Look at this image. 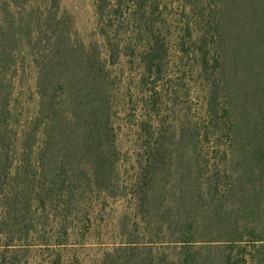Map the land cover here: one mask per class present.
Here are the masks:
<instances>
[{
    "label": "trees",
    "instance_id": "16d2710c",
    "mask_svg": "<svg viewBox=\"0 0 264 264\" xmlns=\"http://www.w3.org/2000/svg\"><path fill=\"white\" fill-rule=\"evenodd\" d=\"M93 7L1 0L0 264H264V0Z\"/></svg>",
    "mask_w": 264,
    "mask_h": 264
},
{
    "label": "rangeland",
    "instance_id": "374dc122",
    "mask_svg": "<svg viewBox=\"0 0 264 264\" xmlns=\"http://www.w3.org/2000/svg\"><path fill=\"white\" fill-rule=\"evenodd\" d=\"M63 5L66 9H68V11L72 13V15H74L82 40L86 44L89 43L91 41L95 27L93 0H63ZM36 83V71L34 68H31L28 70L27 76H25L21 87V90L24 91L25 94L24 98L22 99L23 103H25L29 96L36 90ZM111 230V227L106 228L102 238L98 237L96 233H93L90 236V243H94L92 245L97 246H92L93 248H85V251L83 248L80 249L79 254L86 260V264H94L95 261L100 257V246L102 243H107L109 240V236L107 234L108 231Z\"/></svg>",
    "mask_w": 264,
    "mask_h": 264
}]
</instances>
